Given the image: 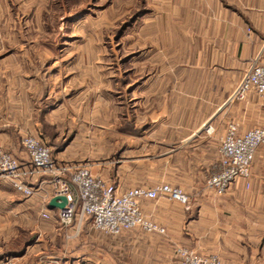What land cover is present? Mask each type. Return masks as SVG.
Instances as JSON below:
<instances>
[{
  "label": "rangeland",
  "instance_id": "obj_1",
  "mask_svg": "<svg viewBox=\"0 0 264 264\" xmlns=\"http://www.w3.org/2000/svg\"><path fill=\"white\" fill-rule=\"evenodd\" d=\"M158 3L0 0V60H45L44 68L51 75L47 84L53 85L51 95L62 106L56 117L58 126L40 112L46 137L39 130L24 132L17 143L0 145L7 151L14 146L31 160L21 143L24 135L37 136L54 154L72 142L69 151L78 161L58 163L53 159L56 165L68 168L64 178L69 181L72 167L85 165L91 170L94 163L106 169V176L92 172L95 176L108 183L119 180L127 189L169 183L182 188L190 201L195 200L191 191L197 186V194L204 190L215 194L207 186L212 170L204 168L199 176H189L174 169L176 159L174 163L161 158L165 147L152 143L147 128L172 121L189 126L174 130V137L189 132L216 140L217 122L226 121L225 135L218 141L221 160L220 147L231 125L239 134L264 127V96L250 91L243 98L231 99L236 89L231 93L221 90L211 61L192 60L195 50L191 57L189 50L171 45L174 34L166 32L165 18L156 17ZM15 116L20 120L22 114ZM44 174L51 181V175ZM38 191L25 195L0 177V264H74L73 244L80 227L92 219H80L79 207L69 224L46 219ZM51 193H55L53 187ZM170 207L176 212L182 209ZM75 220L80 232L73 236ZM108 237L109 257L99 255L79 263L171 264L179 247L190 248L169 241L167 231L136 228Z\"/></svg>",
  "mask_w": 264,
  "mask_h": 264
},
{
  "label": "crops",
  "instance_id": "obj_2",
  "mask_svg": "<svg viewBox=\"0 0 264 264\" xmlns=\"http://www.w3.org/2000/svg\"><path fill=\"white\" fill-rule=\"evenodd\" d=\"M157 1L156 17L165 18L166 32L174 34L170 37L171 45L189 50L191 57L195 50L192 60L211 61L221 90L233 92L255 59L264 52V0ZM44 65L45 60H0V143L13 145L24 132L34 134L38 130L46 137L41 131L40 112L56 126L62 106L56 104L57 100L51 95L53 85L47 84L51 75L46 73ZM17 113L22 114L20 120L15 116ZM188 128L183 123L166 121L151 124L147 129L151 131L152 143L165 147L161 158L167 162L173 159L174 163L176 159L174 169L189 176H199L204 168L218 170V141L225 135L226 121L217 122L216 140L189 132L174 137V130ZM71 145L72 142L56 154L51 151L53 159L58 163L78 161L70 154ZM11 148L9 151L27 171L24 179L36 185L41 183L43 187L38 191L37 200L41 209L52 215L46 219L60 223V208L49 206L55 196L51 193L50 176L36 171L25 152ZM91 171L106 176V169L94 163ZM114 183L119 189H127L119 180ZM193 189L194 201L188 204L174 201L181 206L180 212L170 207L177 205L162 199H141V209L151 220L165 227L173 243L189 246L204 255L212 253L220 264H264V145L255 154L251 177L238 179L225 195L217 196L207 190L197 194L198 186ZM74 224L71 230L75 229L73 236H76L80 231L77 233L76 220ZM83 225L73 244V263H79L80 259L87 263L99 255L103 259L109 257L108 236L113 234L94 228L92 222Z\"/></svg>",
  "mask_w": 264,
  "mask_h": 264
},
{
  "label": "built area",
  "instance_id": "obj_3",
  "mask_svg": "<svg viewBox=\"0 0 264 264\" xmlns=\"http://www.w3.org/2000/svg\"><path fill=\"white\" fill-rule=\"evenodd\" d=\"M250 91L264 96V52L255 59L231 99L243 98ZM21 143L27 150L34 169L51 175L54 195L66 196L67 204L59 211V219L65 224L71 223L80 212V219L90 217L94 228L109 234L118 235L136 228L147 232L164 233L165 227L143 213L140 200L165 199L183 204L190 202L189 196L182 188L169 183L159 184L153 188L136 186L120 190L115 183H108L95 176L85 165L72 167L73 171L69 170L70 181L66 180L64 173L68 168L54 163L51 148L41 139L27 134L22 137ZM261 145H264V127L239 134L236 126L231 125L220 147V168L208 176V188L215 194L223 195L239 178L248 179L251 176L255 153ZM25 173L20 160L0 145V177L7 179L16 190L25 195L35 194L41 189V185L36 186L25 181L23 177ZM44 215L52 216L48 210ZM171 264H219V262L215 257L206 258L190 248L179 247L176 259Z\"/></svg>",
  "mask_w": 264,
  "mask_h": 264
},
{
  "label": "water",
  "instance_id": "obj_4",
  "mask_svg": "<svg viewBox=\"0 0 264 264\" xmlns=\"http://www.w3.org/2000/svg\"><path fill=\"white\" fill-rule=\"evenodd\" d=\"M67 204V198L65 195H55L49 202L50 207L64 208Z\"/></svg>",
  "mask_w": 264,
  "mask_h": 264
}]
</instances>
